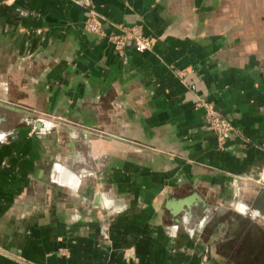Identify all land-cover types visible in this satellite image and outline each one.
<instances>
[{"label": "crops", "instance_id": "crops-1", "mask_svg": "<svg viewBox=\"0 0 264 264\" xmlns=\"http://www.w3.org/2000/svg\"><path fill=\"white\" fill-rule=\"evenodd\" d=\"M0 104V264H264V0H0Z\"/></svg>", "mask_w": 264, "mask_h": 264}, {"label": "built area", "instance_id": "built-area-1", "mask_svg": "<svg viewBox=\"0 0 264 264\" xmlns=\"http://www.w3.org/2000/svg\"><path fill=\"white\" fill-rule=\"evenodd\" d=\"M108 24L114 26L112 23ZM83 28L86 32L99 38H106L113 49L119 54L122 53L127 44H130L138 52L148 51L153 46L152 39L144 35L137 27L116 25L115 29L118 33L106 34L103 28V21L94 11H90L88 14ZM179 74L182 75L183 71H180ZM195 106L203 110L205 126L215 134L218 145L222 146L230 134L235 132L233 125L227 117L219 114L212 104L204 99H197ZM259 148L264 151V142L259 145Z\"/></svg>", "mask_w": 264, "mask_h": 264}, {"label": "rangeland", "instance_id": "rangeland-1", "mask_svg": "<svg viewBox=\"0 0 264 264\" xmlns=\"http://www.w3.org/2000/svg\"><path fill=\"white\" fill-rule=\"evenodd\" d=\"M86 6L88 5V3L87 4H85ZM90 11H93V10H88V14L90 13ZM88 17V16H87ZM87 17L85 18V20L87 19ZM84 24V23H83ZM113 24V23H112ZM114 25V27L116 26V25H122V24H113ZM122 26H125V25H122ZM126 27H137L138 29H140L141 31H142V27L140 26V25H132V26H126ZM116 32L118 33V31L116 30ZM116 32H114V33H116ZM114 33H110V35L111 34H114ZM142 33H143V31H142ZM107 34V33H106ZM109 35V34H108ZM151 39H152V41H153V43H154V39L152 38V37H150ZM103 39H105L106 41H108L106 38H103ZM123 52H124V49H123V51H122V53L121 54H119V55H123ZM196 107V106H195ZM42 117H44V118H46L45 116H42Z\"/></svg>", "mask_w": 264, "mask_h": 264}, {"label": "water", "instance_id": "water-1", "mask_svg": "<svg viewBox=\"0 0 264 264\" xmlns=\"http://www.w3.org/2000/svg\"><path fill=\"white\" fill-rule=\"evenodd\" d=\"M0 106H4V107L7 108V109H12V108L9 107L8 105H1V104H0Z\"/></svg>", "mask_w": 264, "mask_h": 264}]
</instances>
